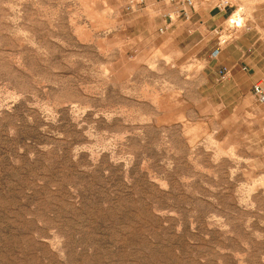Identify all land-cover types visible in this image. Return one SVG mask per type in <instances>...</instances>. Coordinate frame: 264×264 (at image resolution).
Returning a JSON list of instances; mask_svg holds the SVG:
<instances>
[{
	"label": "rangeland",
	"instance_id": "rangeland-1",
	"mask_svg": "<svg viewBox=\"0 0 264 264\" xmlns=\"http://www.w3.org/2000/svg\"><path fill=\"white\" fill-rule=\"evenodd\" d=\"M192 2L0 0V264H264V0Z\"/></svg>",
	"mask_w": 264,
	"mask_h": 264
},
{
	"label": "crops",
	"instance_id": "crops-1",
	"mask_svg": "<svg viewBox=\"0 0 264 264\" xmlns=\"http://www.w3.org/2000/svg\"><path fill=\"white\" fill-rule=\"evenodd\" d=\"M175 5L177 18L176 21H171L173 22L172 26L185 29H187L186 27H191L196 14V23H201L202 27H217V23L225 8V4L215 5L213 9L207 11L208 13L202 14L195 11L193 5V8H183V14L181 7L177 3ZM241 38L240 36L226 46L218 47L219 55L215 59L217 61L215 64V76L218 78V72L225 68L229 71V83H240L250 90L255 83L264 81V40L258 37L253 41L252 45L245 48L241 45Z\"/></svg>",
	"mask_w": 264,
	"mask_h": 264
},
{
	"label": "built area",
	"instance_id": "built-area-1",
	"mask_svg": "<svg viewBox=\"0 0 264 264\" xmlns=\"http://www.w3.org/2000/svg\"><path fill=\"white\" fill-rule=\"evenodd\" d=\"M171 2H173V0H170ZM177 5H179L182 9V13L183 12V8H193V2L192 0H175ZM263 7H264V3H263ZM168 19L170 21H172V19L170 17H168ZM231 23V22H230ZM233 24V23H231ZM234 28H239L240 26L237 25V23H234ZM219 55V48L215 49L212 54H211V58L212 59H216ZM229 73L228 70L223 68L218 72V77H219V81H225L228 77ZM252 95L255 98V100L261 104H264V83H257L254 84L252 86Z\"/></svg>",
	"mask_w": 264,
	"mask_h": 264
},
{
	"label": "bare ground",
	"instance_id": "bare-ground-1",
	"mask_svg": "<svg viewBox=\"0 0 264 264\" xmlns=\"http://www.w3.org/2000/svg\"><path fill=\"white\" fill-rule=\"evenodd\" d=\"M234 20H235V19H234ZM234 20H233V21L231 20V21H229V22H231V23H233V24H234V23H237V25H239V26H240V23H238V22H235ZM238 20H239V19H238ZM236 21H237V20H236Z\"/></svg>",
	"mask_w": 264,
	"mask_h": 264
}]
</instances>
